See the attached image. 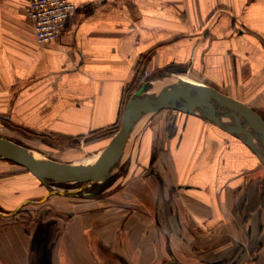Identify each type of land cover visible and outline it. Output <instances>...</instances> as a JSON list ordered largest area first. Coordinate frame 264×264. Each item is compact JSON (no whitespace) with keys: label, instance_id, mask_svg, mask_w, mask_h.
Returning <instances> with one entry per match:
<instances>
[{"label":"crops","instance_id":"crops-1","mask_svg":"<svg viewBox=\"0 0 264 264\" xmlns=\"http://www.w3.org/2000/svg\"><path fill=\"white\" fill-rule=\"evenodd\" d=\"M70 1L62 35L40 46L30 0H0V135L30 148L115 128L140 86L169 75L264 118V0ZM153 115L137 148L168 152L161 174L96 217L59 197L66 218L55 195L47 221L0 222V264H264V165L206 120Z\"/></svg>","mask_w":264,"mask_h":264},{"label":"water","instance_id":"water-1","mask_svg":"<svg viewBox=\"0 0 264 264\" xmlns=\"http://www.w3.org/2000/svg\"><path fill=\"white\" fill-rule=\"evenodd\" d=\"M162 80H149L130 97L121 121L102 155L93 163L68 164L47 160L32 149L0 135V159L25 168L41 184L56 189L66 184H79L76 190H51L39 204L50 196L88 197L90 184L109 185L113 183L129 158L132 136L145 117L161 111H173L206 120L244 143L264 165V118L248 105L220 92L197 85L187 80L155 93ZM26 203H34L27 201ZM24 204L6 217L16 216Z\"/></svg>","mask_w":264,"mask_h":264},{"label":"rangeland","instance_id":"rangeland-1","mask_svg":"<svg viewBox=\"0 0 264 264\" xmlns=\"http://www.w3.org/2000/svg\"><path fill=\"white\" fill-rule=\"evenodd\" d=\"M159 80H162V82L157 84L155 93L176 84L179 80L187 79L178 78L175 75H169L162 79L160 78ZM163 112H167V110ZM153 116L154 115L151 114L145 117L141 122L142 125H139L138 128L143 126L145 120H150L153 118ZM161 116H167V126L170 127V124L173 120L171 118H169V120L168 116L172 115L166 114ZM121 121L122 118L115 128L113 127L101 132H95L79 139H70L60 136H29L30 142H32V144L30 143L26 145H30V149H32L37 155L54 162L68 164L93 163L102 155L113 136L119 130ZM140 132V129H136L132 136L128 161L117 179L113 183L104 186L99 184H90L87 188V192L94 193V195L88 197H79L81 198L79 199L80 202L82 200L83 203L89 205V208L92 209L90 214L94 215L95 217L98 216L99 212L93 210V208L112 207L116 205V203L117 205H121L118 198H122L124 196H127L128 198L127 194L129 193V190H133L138 187V185L135 183L136 176L149 177L152 172H158L161 174V172L164 171L162 163L164 164L163 160L168 159V152L164 149H158L156 146L154 151L150 153L149 156L144 157L142 155H138L137 143L139 141L138 137ZM13 137L16 138L15 135H13ZM135 151L137 153H135ZM33 177L34 176H32V174L24 168L12 162L0 159V214H12L21 204H24L27 201L35 202V204H24L20 212L14 217H8L9 219H4L2 216H0V222H7L9 220L8 222L10 224H15L17 222L20 224H31L34 222L33 218H35V221L39 222L43 220L47 221L48 219L46 218L45 213L48 211L47 208H49L50 205L48 204V201L44 204H39V202L42 201L51 190H76L83 186L79 184H66L58 186L56 189H49ZM57 196V200L55 199L53 202H59L57 205H59L60 208L62 207L63 212H68L66 214L67 218L71 207L66 203H63V201H59L60 199L58 198H63V196ZM54 197L55 196H50L51 199ZM114 197L115 201L113 200ZM79 200H76L75 202ZM59 221H65V217L60 218Z\"/></svg>","mask_w":264,"mask_h":264},{"label":"built area","instance_id":"built-area-1","mask_svg":"<svg viewBox=\"0 0 264 264\" xmlns=\"http://www.w3.org/2000/svg\"><path fill=\"white\" fill-rule=\"evenodd\" d=\"M75 12L70 0H30L28 18L36 42L45 46L60 38L66 20Z\"/></svg>","mask_w":264,"mask_h":264},{"label":"trees","instance_id":"trees-1","mask_svg":"<svg viewBox=\"0 0 264 264\" xmlns=\"http://www.w3.org/2000/svg\"><path fill=\"white\" fill-rule=\"evenodd\" d=\"M21 167V166H20ZM23 168V167H22ZM25 169V168H24ZM26 170V169H25Z\"/></svg>","mask_w":264,"mask_h":264},{"label":"bare ground","instance_id":"bare-ground-1","mask_svg":"<svg viewBox=\"0 0 264 264\" xmlns=\"http://www.w3.org/2000/svg\"><path fill=\"white\" fill-rule=\"evenodd\" d=\"M164 86V85H163ZM162 91V90H161Z\"/></svg>","mask_w":264,"mask_h":264}]
</instances>
